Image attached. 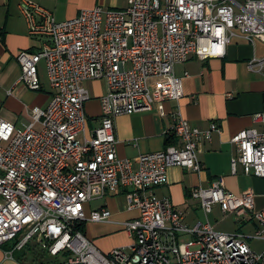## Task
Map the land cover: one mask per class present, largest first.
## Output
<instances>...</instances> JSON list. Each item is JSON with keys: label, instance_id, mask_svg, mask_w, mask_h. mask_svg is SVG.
<instances>
[{"label": "built area", "instance_id": "obj_1", "mask_svg": "<svg viewBox=\"0 0 264 264\" xmlns=\"http://www.w3.org/2000/svg\"><path fill=\"white\" fill-rule=\"evenodd\" d=\"M20 8L40 44L18 53L15 86L42 91L44 62L53 94L47 106L30 109L23 129L0 117V246L9 244L13 254L35 242L53 259L47 264H264V249L250 246L264 242V210L255 209L253 191L235 195L224 178L194 188L206 220L192 227L184 211L156 194L171 168L202 171L199 153L221 133L216 123L203 130L176 110V144L140 155L137 166L119 157L116 130L119 116L156 109L165 117V103L184 97L177 65L224 58L235 37L264 41V0H127L123 8L83 9L62 22L34 0ZM250 66L263 69L264 58ZM98 80L108 92L100 97V123L89 132L91 96L83 84ZM253 119L260 129L232 138V171L241 166L264 179V113ZM123 192L127 210L139 213L123 223L133 241L104 252L81 226L109 222L112 212L87 206ZM215 208L223 220L255 224L254 234L218 230L209 221Z\"/></svg>", "mask_w": 264, "mask_h": 264}, {"label": "crops", "instance_id": "obj_2", "mask_svg": "<svg viewBox=\"0 0 264 264\" xmlns=\"http://www.w3.org/2000/svg\"><path fill=\"white\" fill-rule=\"evenodd\" d=\"M22 1L0 0V117L21 129L31 122L30 109L35 106H47L53 94L44 62L39 68L43 82L42 91L36 92L25 86H15L21 75L18 53L23 50H35L40 44L39 40L29 34L27 20L20 8ZM34 1L49 10L59 22L75 18L83 9L103 7L97 5L99 0ZM126 4L127 0L123 6L114 8H123ZM255 57L264 58V41L257 40L252 44L242 37H235L224 58L200 60L193 57L186 64L176 66L177 76L183 78L184 97L179 102L165 103V117L160 116L154 109L122 115L116 119L118 155L133 161L135 166L140 155L163 151L169 145L176 144L172 128L174 113L178 109L195 127L204 130L208 129L211 123L219 126L221 133L215 132L211 142H203L199 153L202 171L198 173L178 167L171 168L168 183L156 189L160 198H169L175 207L184 211L185 222L190 227L201 218L205 219L200 202L192 197V190L199 186L207 188L219 178H224L226 189L235 195L253 191L255 209L264 210V179L246 175L241 166L236 174L232 171V158L237 154L232 138L244 129L261 128L254 123L253 117L257 113H264V68H251L250 64ZM187 73L188 76H185ZM85 83L83 86L91 96V100L86 104L90 132L100 123V97L107 94L108 84L105 80ZM96 201L99 203L93 205ZM94 202L87 206L88 211L108 208L112 217L109 222L89 224L97 230L115 228L114 236L102 234L95 239L90 235L97 247L109 252L116 247L129 246L133 240L123 223L138 217L139 213L127 210L126 192ZM212 214H215L217 225L224 221L219 208H215ZM228 219L234 221L233 218ZM236 225L239 228L233 231L219 230L244 234L242 229L251 228L249 234H244L249 237L254 234L256 228L253 223ZM260 242L264 244L263 241ZM52 261L53 259L35 242L26 249L14 251L13 254L7 245L0 246V264H47Z\"/></svg>", "mask_w": 264, "mask_h": 264}, {"label": "rangeland", "instance_id": "obj_3", "mask_svg": "<svg viewBox=\"0 0 264 264\" xmlns=\"http://www.w3.org/2000/svg\"><path fill=\"white\" fill-rule=\"evenodd\" d=\"M124 1L125 0H99L97 5H103V7L105 9H110V8H114L117 6L118 7L123 6ZM114 3H116L117 5ZM85 86L87 87V83H85ZM97 203H99V201L94 202L93 205H96ZM209 219H210L212 225H214V226L217 225L215 214H211L209 216ZM205 220H206V218L205 219L201 218V221H205ZM220 220H222V219H220ZM220 220H217V221H220ZM237 228H239V226H237L236 223H234V221L232 219L224 220L217 225L218 230L223 229V230H232L233 231L234 229H237ZM114 231H115L114 227H106L102 230H97V229L93 228V225H91V224L87 225L88 236L90 237V235H91L95 239L97 237H101L99 235H102V234H107V236H109V237L114 236L115 235V234H113ZM250 231H251V228L242 229V232L245 235L249 234ZM250 244H251V248L257 252H261L264 248V244L260 241H257V240L250 241Z\"/></svg>", "mask_w": 264, "mask_h": 264}, {"label": "trees", "instance_id": "obj_4", "mask_svg": "<svg viewBox=\"0 0 264 264\" xmlns=\"http://www.w3.org/2000/svg\"><path fill=\"white\" fill-rule=\"evenodd\" d=\"M81 229L84 231V232H86V225H82L81 226ZM86 234H87V232H86ZM8 247H10V245L9 244H6Z\"/></svg>", "mask_w": 264, "mask_h": 264}]
</instances>
